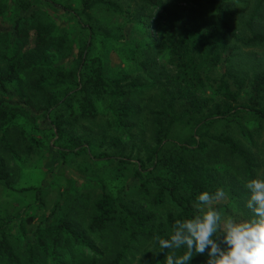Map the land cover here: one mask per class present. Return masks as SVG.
<instances>
[{
  "label": "trees",
  "instance_id": "16d2710c",
  "mask_svg": "<svg viewBox=\"0 0 264 264\" xmlns=\"http://www.w3.org/2000/svg\"><path fill=\"white\" fill-rule=\"evenodd\" d=\"M47 1L56 9L76 12L80 28L87 32L89 39L80 48L72 68L58 70L52 67L53 62L48 57L53 51L69 54L71 39L57 37L38 22L33 27L30 47L20 53L15 41H10L9 49L0 53V87L20 81L21 74L28 78L31 97L37 104L34 106L30 101L21 104L29 111L42 114L46 131L56 137L54 144L63 160H67L73 147L84 151L90 146L88 142L81 145L68 137L65 125L96 118L99 102L106 100L112 116L108 115L106 125L111 133L101 132V144L107 143V149L115 152L102 150L98 156L126 165L135 153L134 175L149 199L145 205H132L118 201L103 189L85 231L77 233L69 221L57 219L55 231L61 235H53L49 241L39 231L35 232V242L26 251V264H37L44 256L58 260L61 258L58 248L68 246L59 238L71 237L74 244L82 243V234L101 232L104 235L110 224L116 229V248L103 256L104 250H111L105 244L102 252L99 251L101 255L94 251L90 262L82 260L81 264H123L132 244L138 248L135 264H165L164 258L171 251L159 252L156 237L168 238L177 220L190 219L196 214L194 203L199 193L214 192L220 188L221 181L229 177L232 182L242 180L241 184L255 177L253 170L257 165L251 145L259 147L254 137L260 129H251L243 118L246 114L264 122V67L249 65L243 54L245 49L264 45V0H249V5L241 9H237L240 0H167L168 4L162 6L160 0H121L127 3L125 8L120 0H81L80 11L56 0ZM2 4L0 0V10ZM153 7H159L155 30L159 33L160 47L173 58V68L167 69L160 64L157 68L150 58L148 67L141 63L143 73H147L146 79L129 75L109 77L102 59L90 53L93 36H102L93 18L94 10L136 18L140 24L145 10ZM18 33L16 27L13 36L17 37ZM4 35L10 38L8 30L0 28V40ZM252 52L249 50L246 55L253 57ZM219 63H223L225 72L217 80V98L202 96L200 88L204 87L206 79L203 69ZM248 85V98L241 102L239 98ZM146 89L153 93L147 99L151 105L143 118L134 94ZM15 112L19 110H9L0 99V122L8 124L16 120ZM145 119L146 125L142 124ZM10 126L4 127L1 141H5V132L12 128ZM21 137L31 148L33 139ZM125 144L131 146V153L126 156L123 153ZM211 162L220 165L209 167ZM229 162L235 163L231 167L239 174L243 173L241 178L228 171ZM220 168L224 169L221 176ZM213 171L220 177L217 182L212 177ZM0 185L10 188L9 168L3 156H0ZM149 186L156 188L152 198L147 192ZM232 188H236L235 185ZM165 202L173 203L178 212L168 213L164 221L157 224L153 206ZM148 204L150 207H146ZM8 229V223L0 220V232L6 233ZM0 255L9 264L19 262L4 236L0 239ZM146 259L148 261L143 262ZM59 260L58 264L72 263ZM190 264H207V253L194 255Z\"/></svg>",
  "mask_w": 264,
  "mask_h": 264
},
{
  "label": "rangeland",
  "instance_id": "374dc122",
  "mask_svg": "<svg viewBox=\"0 0 264 264\" xmlns=\"http://www.w3.org/2000/svg\"><path fill=\"white\" fill-rule=\"evenodd\" d=\"M1 1L3 4L0 10V28L7 29L10 38L6 35L1 38L0 53L9 49L10 41H15L16 48L20 53L30 47L34 37L33 27L39 22L45 25V28L48 27L50 32L57 37L71 39L72 51L69 54L53 51L48 59L53 62L52 67H56L58 70L68 71L72 68L73 62L78 58L80 48L90 37L86 31L81 30L78 22L79 16L76 15V12L56 9L47 0ZM56 1L72 5L76 11L82 9L81 0ZM120 2L125 8L127 3L121 0ZM159 3L162 6L168 4V1L160 0ZM237 5V9L244 8L249 5V0H240ZM158 12L159 7L146 9L144 20L140 25L136 18L111 15L101 9L94 10L93 18L96 27L101 29L98 33H101L102 36L99 34L93 36L92 52L90 51V53L102 59L109 77L129 75L146 79L144 77L147 73H143L141 63L144 62L145 67H148L147 60L150 58L154 60L157 68L158 64L167 69L173 68V58L160 47L159 33L155 30V19ZM16 27L19 30L17 37L13 36ZM249 50H253V57L250 54L246 55ZM244 51L243 55L246 56L249 65L256 64L258 67H264V45ZM251 66L250 69L253 71ZM203 72L206 79L204 87L200 88L201 95L216 99L217 80L222 72H225L224 65L219 63L215 67L210 66L203 69ZM20 77V81L6 83L4 87H0V99L5 102L6 107L8 106L9 110L14 108L19 110V112H15L16 120H10L8 124L0 122V156L6 159L10 182V188L0 185V220L7 222L9 226L6 233L0 232V239L5 237L7 245L19 258L18 264H26V251L30 246L32 248L35 242V232L39 231L46 240L50 241L53 235L59 233L55 231L57 219L69 221L77 233L85 231L91 217L96 212V202L103 189L118 201L137 206L147 204L149 196L145 195V188L141 189L138 186L137 178L134 175L135 153L130 158V163L126 165L98 156L102 150H108L107 143L101 144V132L111 133V128L106 125V119L110 115L106 100L99 102L100 108L96 118H85L69 124V126L65 125L68 137L75 139L81 145L88 142L90 146L86 147L84 151H81L80 147H73L67 160H63L54 144L56 137L48 135L46 131V122L42 114L29 111L25 106H22L21 103L25 101H30L32 105L36 106L37 101L31 97L28 78L22 74ZM48 77L50 78L49 75ZM231 86L232 89H235L234 84ZM249 88L248 85L244 89L239 98L241 102L247 100ZM152 93L153 90L146 89L137 95L134 94L136 103L139 101L137 107L143 118L146 116L148 105H151V103H147V99ZM19 104L22 108L18 106ZM243 119L247 120L251 129L255 131L260 129L258 136L254 137L259 147L255 148L251 145V150L257 165L253 170L254 176L264 178V142L262 143L264 122L246 114ZM145 121L146 119L142 124H148V121ZM135 123L141 124V121H135ZM9 124L12 128L11 126V129L8 128L5 132V141H1L3 131H5L4 127ZM21 136L25 139H33L31 148ZM244 143L247 144L245 141ZM261 143L262 145H260ZM130 150L131 146L125 144L124 155L130 154ZM108 151L115 152L112 148H109ZM232 164L235 165L234 162L228 163L227 167L230 168L228 171L237 173V177L241 178L243 173L239 174L231 167ZM210 165L209 167H217L220 164L211 162ZM219 171L222 172L219 175H223L224 169L220 168ZM213 174L212 177L217 182L220 177L215 175V171ZM241 181L232 182L230 177L221 181L226 195L222 200L214 202L212 207L220 211L224 218L246 220L252 215L251 210L246 207L248 192L244 185L247 181L243 180L242 184ZM233 185L236 188H232ZM27 187H34L36 190L24 191L23 189ZM147 192L152 198L156 194V188L149 186ZM146 207H150V205L148 204ZM153 211L158 224L164 221V217L168 213L178 212V208L171 202H165L157 207L153 206ZM110 225L108 232L104 235L101 232L93 234L85 232L81 236L82 243L74 244L71 237L59 238L61 242L65 240L68 246L58 248V255L61 257L58 260L66 263L72 261L71 264H81L82 260L89 263L92 253L95 251L101 255V249L105 244L107 248L108 246L111 248L108 252L103 251V256H107L117 246L114 243L116 229L114 225ZM137 249L136 245L132 244V249L128 253L129 257L124 259L123 264L136 263L134 255ZM96 258L99 259V256ZM58 260H54L51 256H44L42 261L37 264H58ZM146 261L148 260L143 262ZM0 264H9L2 255H0Z\"/></svg>",
  "mask_w": 264,
  "mask_h": 264
},
{
  "label": "clouds",
  "instance_id": "9594fccd",
  "mask_svg": "<svg viewBox=\"0 0 264 264\" xmlns=\"http://www.w3.org/2000/svg\"><path fill=\"white\" fill-rule=\"evenodd\" d=\"M244 187L252 213L246 220L224 218L212 207L225 197L224 189L199 193L196 214L177 220L168 238L156 237L159 252L171 251L165 264H190L194 255L205 253L207 264H264V178H250ZM181 249L186 250L177 255Z\"/></svg>",
  "mask_w": 264,
  "mask_h": 264
}]
</instances>
